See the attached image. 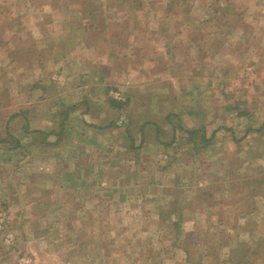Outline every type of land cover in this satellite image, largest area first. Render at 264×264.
I'll return each instance as SVG.
<instances>
[{"label": "rangeland", "instance_id": "1", "mask_svg": "<svg viewBox=\"0 0 264 264\" xmlns=\"http://www.w3.org/2000/svg\"><path fill=\"white\" fill-rule=\"evenodd\" d=\"M0 213V264H264V0H0Z\"/></svg>", "mask_w": 264, "mask_h": 264}, {"label": "trees", "instance_id": "2", "mask_svg": "<svg viewBox=\"0 0 264 264\" xmlns=\"http://www.w3.org/2000/svg\"><path fill=\"white\" fill-rule=\"evenodd\" d=\"M94 5V4H93ZM96 7V6H95ZM78 10H83V12H85L86 14H89L90 16H92V13L91 12H93L94 11V6H90V7H87V8H80V9H78ZM86 16V15H85ZM64 40V39H63ZM68 42V41H67ZM129 99V98H128ZM84 101H86V99L84 100ZM87 102V101H86ZM109 102H110V104H111V106L112 107H115V108H117V109H119V110H124L125 109V107L128 105V101L126 102V101H119V100H117V99H115V98H110L109 99ZM89 112V111H88ZM87 112V113H88ZM86 113V114H87ZM23 114H25V113H23ZM65 115H69V109L67 110V111H65ZM26 116V115H25ZM68 119V117H66L65 118V121ZM65 121H63V122H61V132H63L64 130H66L65 129V124H64V122ZM29 122V120H28V118H27V123ZM71 122V121H70ZM64 124V125H63ZM93 129H95V130H101V129H104V128H111V127H113V126H119V122L118 121H116V120H112V121H110L109 122V124H107V125H105V126H99L97 123H88ZM26 130H29V133H28V135H30V133H31V135H34V136H42L43 137V140H42V143H48L49 142V136L51 135V134H55L56 135V131L52 128V127H50V128H48V130L46 129V130H43V129H39V130H31L30 129V127H27V126H25L24 127ZM176 129H177V127H175ZM180 128H181V130H183V131H185V132H187L189 135H188V137H187V139H189L188 141H190V142H192V143H194L196 146H198L199 145V141H198V139H197V134L199 133V130L198 129H194V130H190V129H185L184 128V126H183V124H182V122H181V124H180ZM25 132H28V131H25ZM57 136V139L59 140V136L58 135H56ZM144 138L146 137L145 136V134H143L142 135ZM205 137V135H204V133L202 134V138H204ZM130 138H132V140H133V143H135V139L132 137V134L130 135ZM174 139L175 138H173V141H174ZM61 140V139H60ZM5 142H7V141H5ZM13 143V142H12ZM55 143H59V141H56ZM185 143H187V142H185ZM188 144V143H187ZM201 145V144H200ZM174 211V210H173ZM168 213V212H167ZM172 214H173V216H174V212H172ZM176 214V213H175ZM175 217V216H174ZM180 218H181V214H180ZM66 228H68V225H66ZM78 231H77V224L76 225H74V232H72L71 231V234L72 233H75V234H78L77 233ZM73 235V234H72ZM85 245H87V243H85ZM88 246V245H87ZM241 247H239V248H237V249H235V250H238V249H240ZM241 251H242V249H241ZM241 251H238V252H236V251H234L233 253H232V258H234L235 260H240L241 259V262H244V263H246L245 261H243L242 260V258H246V257H250V255H247L248 254V249L245 251V254H244V256L241 258ZM214 256V255H213Z\"/></svg>", "mask_w": 264, "mask_h": 264}, {"label": "built area", "instance_id": "3", "mask_svg": "<svg viewBox=\"0 0 264 264\" xmlns=\"http://www.w3.org/2000/svg\"><path fill=\"white\" fill-rule=\"evenodd\" d=\"M6 223V214L5 213H0V227H2V224Z\"/></svg>", "mask_w": 264, "mask_h": 264}, {"label": "crops", "instance_id": "4", "mask_svg": "<svg viewBox=\"0 0 264 264\" xmlns=\"http://www.w3.org/2000/svg\"><path fill=\"white\" fill-rule=\"evenodd\" d=\"M109 30H110V28H108V32H110V31H111V30H110V31H109ZM111 34H113V32H112ZM9 253H10V252H9ZM8 258H9V257H8Z\"/></svg>", "mask_w": 264, "mask_h": 264}]
</instances>
